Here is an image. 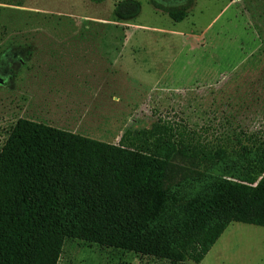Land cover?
I'll list each match as a JSON object with an SVG mask.
<instances>
[{"label": "rangeland", "instance_id": "rangeland-1", "mask_svg": "<svg viewBox=\"0 0 264 264\" xmlns=\"http://www.w3.org/2000/svg\"><path fill=\"white\" fill-rule=\"evenodd\" d=\"M122 1L139 4L134 18H115ZM53 36L106 40L101 59L111 75L98 94L105 109L92 118L99 125L91 137L117 144L125 130L148 131L161 119L226 148L223 160L204 161L200 176L171 190L163 218L170 231L195 201L247 171L235 148L239 132L264 141V0H193L180 22L148 0H0V149L20 117L15 109L28 85L32 40ZM57 264L194 263L65 238ZM198 264H264V228L231 223Z\"/></svg>", "mask_w": 264, "mask_h": 264}, {"label": "trees", "instance_id": "trees-1", "mask_svg": "<svg viewBox=\"0 0 264 264\" xmlns=\"http://www.w3.org/2000/svg\"><path fill=\"white\" fill-rule=\"evenodd\" d=\"M187 1L148 0L174 22L187 16ZM138 9L122 1L114 16L131 19ZM240 135L235 149L247 171L195 201L170 231L169 193L200 176L204 161L223 160L224 146L161 119L148 131L125 130L117 144L17 119L0 149V264H57L65 238L200 263L231 223L264 228V141Z\"/></svg>", "mask_w": 264, "mask_h": 264}, {"label": "crops", "instance_id": "crops-1", "mask_svg": "<svg viewBox=\"0 0 264 264\" xmlns=\"http://www.w3.org/2000/svg\"><path fill=\"white\" fill-rule=\"evenodd\" d=\"M32 41L37 47L28 62V85L21 92L20 108H14L18 119L102 141L91 136H97L99 125L92 118L102 116L105 109L98 94L107 91L111 75L101 59L108 53L102 47L106 40L53 36Z\"/></svg>", "mask_w": 264, "mask_h": 264}]
</instances>
